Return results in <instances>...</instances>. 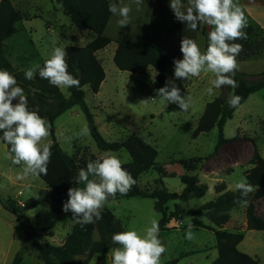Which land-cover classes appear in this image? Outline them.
Returning a JSON list of instances; mask_svg holds the SVG:
<instances>
[{
  "label": "rangeland",
  "instance_id": "obj_1",
  "mask_svg": "<svg viewBox=\"0 0 264 264\" xmlns=\"http://www.w3.org/2000/svg\"><path fill=\"white\" fill-rule=\"evenodd\" d=\"M10 1L22 16L16 23L17 32L4 41L7 58L16 69L25 71L34 64L45 62L51 56L54 43L62 48L67 45H86L94 51L105 77L97 93L91 92L87 85L83 86V90L85 103L93 115L97 130L108 141H122L127 134L133 133L157 151L156 166L138 179L137 184L141 190L152 191L164 186L170 192H180L183 186L179 176L183 173L196 175L199 182L207 186V191L201 198L191 196L186 201L178 199L167 203L170 210L175 202L178 203L183 208L184 215L170 221L171 229L159 232V239L166 248L160 264H168L174 259L177 260L173 264L212 262L217 257V250L211 230L194 227L192 239L185 238L190 212L216 197L214 187L217 184L222 182L227 190L235 191L236 183L245 180V171L252 167L250 141H253L259 154L264 157V89L236 106L223 128L224 137L230 141L214 153L218 139L217 126L196 138H192L191 133L205 104L221 95L228 99L231 87L222 86L214 89L213 95H209L207 89L212 86L211 80L215 79L213 73L202 72L199 77L175 79L173 71L168 74L166 82L174 80L181 89V94L191 97L188 111H181L177 104H168L157 95V90L166 82L158 85L155 68L149 67L146 74L136 75L120 71L112 60L116 42L126 33L146 35L165 45L175 40L172 34L168 35V31L174 24L176 26L182 23L176 20L170 9V0H144L139 10L133 4L130 23L122 28L117 23L119 17L112 14L100 37L87 30L76 29L54 0ZM129 2L130 0H123V3ZM183 2L186 5L187 0ZM238 2L245 13L247 26L262 28L256 34L252 31L249 35L250 43L253 45L257 39L264 43V1ZM203 28L205 25L201 24L195 32L196 43L201 52L204 45ZM209 31L210 28L206 32ZM260 55L258 59L237 62V71L248 74L264 71V50H261ZM59 89L66 97L69 96L68 88ZM27 99L38 110L39 115L45 118L43 109L29 96ZM84 127H87V122L79 106H73L54 121V138L61 149L74 158L78 165L77 176L81 168L86 169L89 161L96 160L107 152L97 149L90 134L77 135ZM235 135L237 138H234ZM65 137H71V140L66 141ZM239 141L248 142L249 145H242L241 158L233 151L234 145ZM49 142L52 143L51 135L41 143ZM111 153L122 163L129 161V155L124 150ZM10 155L14 156V153H9L0 141V264H10L14 255L26 245L27 249L19 264H44L37 251L29 246L26 228H30L35 240L59 245L70 233L74 219L70 211H63V206L58 204L50 189L38 176L29 175L18 179L22 174L23 164H14ZM180 162L187 163L195 170L190 172ZM89 179L98 181L99 178L90 174ZM73 187L84 188L85 183H76ZM7 199L20 211L32 199L42 200L43 205L25 211L26 218L16 220L2 205V201ZM253 204L256 214L264 219V197L254 199ZM153 205L154 200L147 197H109L103 208L109 209L121 221L125 231L135 230L143 236L151 221H158L160 218ZM245 207L238 205L232 208L229 220L222 228L241 232L243 239L237 246L238 250L264 264V230L246 228ZM197 219L215 227L204 212ZM17 224L20 225L19 228H16ZM89 264H112L111 250L93 256Z\"/></svg>",
  "mask_w": 264,
  "mask_h": 264
},
{
  "label": "trees",
  "instance_id": "obj_2",
  "mask_svg": "<svg viewBox=\"0 0 264 264\" xmlns=\"http://www.w3.org/2000/svg\"><path fill=\"white\" fill-rule=\"evenodd\" d=\"M54 1L61 6L63 14L70 18L76 29L87 30L96 37L103 34L112 16L108 10L110 0ZM21 19L22 16L16 11L10 0H0V69L9 71L16 78L18 86L22 87L25 94L43 109L44 116L50 124L49 131L52 138L50 163L47 166V175L41 174L38 177L50 189L58 204L63 206L68 200V189L76 185L78 165L74 158L63 151L55 140L54 121L73 106H79L85 116L87 127L90 129L89 134L99 151L120 152L124 150L129 155V161L122 163V165L130 172L136 183L127 195L117 193L115 197L141 196L153 199L154 209L160 214L159 232L171 229L167 225L171 220L182 217L184 210L176 202L173 209L170 210L167 203L178 199L186 201L191 196L201 198L205 195L207 186L200 183L196 175L183 173L179 176L183 186L180 192H170L164 186L152 191L141 190L137 184L138 179L140 175L156 166L157 151L144 139L133 133L127 134L122 141H108L97 130L93 115L85 103L83 90V86L87 85L91 92L97 93L105 77L103 67L96 58L94 51L86 45H67L64 47L67 52L68 72L80 81L79 87L68 88V97L62 93L59 87L51 85L47 79L40 78L38 72L34 79L27 80L24 76V70L16 69L8 60L4 46V41L17 32L16 23ZM261 29L247 26L243 30L247 34V39L234 41L243 45V51L236 57L237 62L258 59L261 56L260 52L264 50V43L257 39L253 46L249 40L252 31L256 34ZM195 32L196 30H191L183 23L181 25L178 23L176 26L174 24L169 29L168 35L172 34L175 40L173 39L168 45L159 43L146 35L133 32L126 33L116 42L112 57L113 63L120 71L136 75L146 74L148 68L153 67L157 71L156 81L158 85H163L168 74L174 71L173 61L183 58L180 51L181 39L185 36L196 41ZM202 33L204 36L202 52H204L208 46V32L203 28ZM43 65L44 62L40 64L41 67ZM234 79L239 86L235 89L231 88V93L242 97L239 105L249 95L264 89V71L258 74H248L236 70ZM227 100L221 95L207 102L196 127L191 133V137L196 138L199 134L207 133L214 126H217L218 139L213 149L214 153L229 141L224 137L223 128L226 121L232 117L236 107H230ZM28 107L30 110L34 109L29 102ZM234 138H237V135ZM0 141L10 153L11 145L3 140V131H0ZM250 142L253 147L252 167L245 171L244 177L246 182L255 186L257 190L247 197L249 203L244 211L245 223L248 230H264V219L256 214L253 204L254 199L264 197V157L259 154L253 141ZM180 163H183V166L190 172L195 170L187 163ZM214 190L216 197L193 209L190 212L191 217L188 222V224H194L195 227L205 228L214 233L217 257L209 264H260L257 258L238 250L237 246L243 239L241 232L228 231L222 228L229 220V211L239 205L235 203L240 198L239 191L227 190L224 183L217 184ZM2 205L5 210L16 217V220H20L26 218L25 211L42 206L43 202L40 199H32L23 205L21 211L8 199L2 201ZM202 212L206 214L207 219L215 227L206 225L197 219V216ZM101 214L102 219L87 225H81L74 219L70 233L59 245L35 240L30 228H26L28 244L37 251L38 257L44 264H89L93 256L121 247L112 242V236L115 233L125 231L121 221L109 209L103 208ZM19 227L20 225L17 224L16 228ZM26 249L27 245L21 248L14 255L10 264H19ZM176 260H171L168 264H173Z\"/></svg>",
  "mask_w": 264,
  "mask_h": 264
},
{
  "label": "clouds",
  "instance_id": "obj_3",
  "mask_svg": "<svg viewBox=\"0 0 264 264\" xmlns=\"http://www.w3.org/2000/svg\"><path fill=\"white\" fill-rule=\"evenodd\" d=\"M144 0H123L109 3V12L119 17L117 23L122 28L130 23L132 5L139 10ZM169 7L176 20L195 31L201 25L210 27L208 32V46L201 52L195 40L183 37L180 42L182 59H175V79L199 77L202 72L215 75L211 80V87L207 89L209 95L214 94V89L222 86L237 88L238 82L234 79L237 70V59L243 45L235 43L237 40H246L247 34L243 31L247 27V19L238 0H170ZM67 52L64 48L53 45L50 58L46 59L43 67L34 64L24 71L27 80L38 75L47 79L57 87H79L80 81L68 72L66 62ZM35 91V90H33ZM157 95L168 104H177L181 111H188L191 97L181 94V89L175 81H167L157 90ZM242 97L229 94L227 103L230 107L239 105ZM16 101V103H13ZM144 102V101H141ZM50 124L46 118L39 115L37 109H29L27 96L24 89L18 86L16 78L7 70L0 69V131H3V140L11 145L10 155L13 163L23 164L22 174L18 179L29 175H47L48 164L51 157V144L41 143L50 135ZM90 129L84 127L77 134L85 136ZM70 141L71 137H65ZM98 177L90 180L89 175ZM85 183L84 188L71 187L68 189V200L63 205L64 212H71L73 219L81 225L92 224L102 219V209L109 197L117 193L127 195L136 183L130 172L122 165V161L111 152H105L100 158L89 161L86 169L81 168L76 178V183ZM235 188L240 193V198L235 203L247 206V197L257 188L241 180ZM194 224L189 223L185 238L192 239ZM160 231L156 219L145 229L141 236L135 230L115 233L112 242L121 247L111 250L112 264H160V258L166 251L162 241L158 238Z\"/></svg>",
  "mask_w": 264,
  "mask_h": 264
},
{
  "label": "crops",
  "instance_id": "obj_4",
  "mask_svg": "<svg viewBox=\"0 0 264 264\" xmlns=\"http://www.w3.org/2000/svg\"><path fill=\"white\" fill-rule=\"evenodd\" d=\"M262 1H264V0H262ZM256 93V92H255ZM254 94V93H253ZM252 95V94H251ZM251 95H249L248 97H250ZM248 99V98H247ZM230 141V140H229ZM228 141V142H229ZM228 142H226L225 144H227ZM224 144V145H225ZM251 144V143H250ZM242 145H244V147H247V146H249L248 145V142H244V141H239V143H236V145H234L235 146V149H233V151H236L234 154H236V155H238V157H240L241 158V147H242ZM223 146V145H222ZM251 147H252V144H251ZM252 149H253V147H252ZM245 174V173H244ZM222 183V182H221ZM226 187V186H225ZM168 227H172L171 226V223H169L168 225H167Z\"/></svg>",
  "mask_w": 264,
  "mask_h": 264
},
{
  "label": "water",
  "instance_id": "obj_5",
  "mask_svg": "<svg viewBox=\"0 0 264 264\" xmlns=\"http://www.w3.org/2000/svg\"><path fill=\"white\" fill-rule=\"evenodd\" d=\"M209 28H210L209 26L205 25V30H206V31H207Z\"/></svg>",
  "mask_w": 264,
  "mask_h": 264
}]
</instances>
